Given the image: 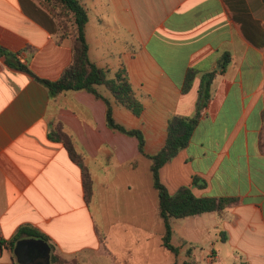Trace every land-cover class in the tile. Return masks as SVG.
<instances>
[{
	"label": "crops",
	"instance_id": "obj_1",
	"mask_svg": "<svg viewBox=\"0 0 264 264\" xmlns=\"http://www.w3.org/2000/svg\"><path fill=\"white\" fill-rule=\"evenodd\" d=\"M83 1L91 60L108 78L126 69L144 110L137 116L106 85L97 90L118 124L142 131L144 151L136 135L108 125L104 98L52 95L38 79L58 80L72 62L74 38L61 36L59 19L40 0H0V45L34 73L0 54V264H21L10 241L25 225L49 237L51 254L79 264H161L168 254L196 264L197 249L214 261L221 243L222 264H264V0ZM208 76L192 138L160 179L172 194L191 186L198 197L238 201L172 218L176 255L163 245L149 155L165 145L172 118L196 113Z\"/></svg>",
	"mask_w": 264,
	"mask_h": 264
},
{
	"label": "trees",
	"instance_id": "obj_2",
	"mask_svg": "<svg viewBox=\"0 0 264 264\" xmlns=\"http://www.w3.org/2000/svg\"><path fill=\"white\" fill-rule=\"evenodd\" d=\"M41 3L50 10V12L59 19L61 36L72 35L74 38L73 59L66 68L63 75L58 80H46L38 78L52 95L66 90H88L95 93L98 97L104 98L107 103V122L112 128L134 134L139 138L140 150L144 151V136L141 130H128L118 124L113 116L111 102L103 97L97 90L98 85H106L112 92L117 102L131 109L134 114L140 116L144 110L142 102L136 96L126 69L118 71L114 78H108L107 71L96 65L91 60L88 53V42L86 38V25L89 20V11L83 0H40ZM0 54L6 57L9 65L18 69L25 70L34 74L28 66L22 64L17 59V53H13L0 45ZM211 76L203 79L200 89V97L197 104L196 113L193 116H175L169 121L168 138L165 145L155 154L149 157L153 160L152 171L154 186L160 194V212L165 220L166 230L163 236V245L178 255L179 246L172 243L173 229L171 225L172 218H182L192 215H198L208 211L222 212L226 207L233 205L238 201L236 197H198L194 194L191 186H183L176 193L172 194L160 179V168L170 161L177 153L186 147L190 142L194 129L200 118L201 111L206 107L210 97ZM58 138L63 139L67 149L74 159H80L81 156L74 148L73 142L66 133L57 131ZM194 184H198L194 179ZM85 189L89 195L92 192V180L89 174L85 178ZM42 238L50 241L49 237L34 228L25 225L19 228L16 235L11 239L10 245L13 248L17 240L21 238ZM51 247L53 245L50 243ZM192 249L189 248L187 255H191ZM51 264H79L77 261H68L57 254L52 253ZM174 264H179L175 261ZM188 264V262H185Z\"/></svg>",
	"mask_w": 264,
	"mask_h": 264
},
{
	"label": "water",
	"instance_id": "obj_3",
	"mask_svg": "<svg viewBox=\"0 0 264 264\" xmlns=\"http://www.w3.org/2000/svg\"><path fill=\"white\" fill-rule=\"evenodd\" d=\"M13 250L21 264H51L52 247L42 238H21Z\"/></svg>",
	"mask_w": 264,
	"mask_h": 264
},
{
	"label": "rangeland",
	"instance_id": "obj_4",
	"mask_svg": "<svg viewBox=\"0 0 264 264\" xmlns=\"http://www.w3.org/2000/svg\"><path fill=\"white\" fill-rule=\"evenodd\" d=\"M217 250L219 252L218 253L219 258L217 260L211 261L209 260V256H211V252L208 247L204 249H197L195 253L197 259L196 264H222V243L220 244V246L217 247ZM184 256L185 255L183 254L181 257L180 256L178 257L179 264L182 263ZM185 262H188V264H194V260L191 257L188 258ZM173 263H174V256L172 254H168L167 256H164L163 261L161 262V264H173ZM151 264H155V262L153 261Z\"/></svg>",
	"mask_w": 264,
	"mask_h": 264
},
{
	"label": "flooded vegetation",
	"instance_id": "obj_5",
	"mask_svg": "<svg viewBox=\"0 0 264 264\" xmlns=\"http://www.w3.org/2000/svg\"><path fill=\"white\" fill-rule=\"evenodd\" d=\"M39 260H40V258H39Z\"/></svg>",
	"mask_w": 264,
	"mask_h": 264
}]
</instances>
